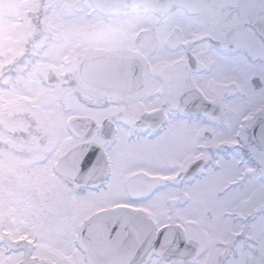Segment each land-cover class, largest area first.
<instances>
[{
    "label": "snow or ice",
    "instance_id": "snow-or-ice-1",
    "mask_svg": "<svg viewBox=\"0 0 264 264\" xmlns=\"http://www.w3.org/2000/svg\"><path fill=\"white\" fill-rule=\"evenodd\" d=\"M0 264H264V0H0Z\"/></svg>",
    "mask_w": 264,
    "mask_h": 264
}]
</instances>
